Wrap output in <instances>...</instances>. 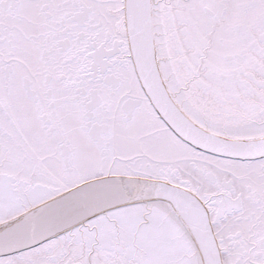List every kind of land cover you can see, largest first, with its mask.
Returning a JSON list of instances; mask_svg holds the SVG:
<instances>
[{
    "label": "snow or ice",
    "instance_id": "snow-or-ice-1",
    "mask_svg": "<svg viewBox=\"0 0 264 264\" xmlns=\"http://www.w3.org/2000/svg\"><path fill=\"white\" fill-rule=\"evenodd\" d=\"M0 264H264V0H0Z\"/></svg>",
    "mask_w": 264,
    "mask_h": 264
}]
</instances>
